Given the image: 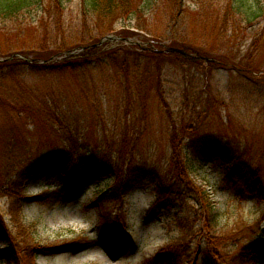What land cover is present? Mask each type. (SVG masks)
<instances>
[{"label": "rangeland", "instance_id": "1", "mask_svg": "<svg viewBox=\"0 0 264 264\" xmlns=\"http://www.w3.org/2000/svg\"><path fill=\"white\" fill-rule=\"evenodd\" d=\"M39 1L41 6L22 20L0 25V58L22 51L28 59L42 57L43 51L34 48L39 43L97 44L106 35L114 38L71 71L19 68L13 77L0 71V168L4 150L17 170L59 148L70 134L77 145L83 138L100 147L121 142L127 163L162 173L171 167L172 138H183L170 124L183 122L194 129L193 137L214 136L242 154L264 183V78L259 77L264 73V0H136L125 15L112 19L89 13L82 0H63L60 6ZM168 46L217 62L181 55L149 58L142 52ZM112 49L116 52L109 53ZM46 101L59 119L52 125L34 112L21 118L22 109H12L26 104L43 115ZM187 155L189 179L214 204L215 232L228 237L223 247L234 252L255 242L264 264V195L245 193L216 163L191 150ZM73 183L70 193L57 175L25 187L28 195H43L17 215L27 239L39 247L36 264H160L153 256L165 245L187 252L177 251L181 264L194 257L199 240L182 234L163 214L146 218L156 199L150 185L127 191L118 216L106 225L89 202L113 180L78 170ZM8 203L0 196L1 219L12 228ZM215 263L216 258L203 255L196 261ZM0 264H5L1 255Z\"/></svg>", "mask_w": 264, "mask_h": 264}, {"label": "trees", "instance_id": "2", "mask_svg": "<svg viewBox=\"0 0 264 264\" xmlns=\"http://www.w3.org/2000/svg\"><path fill=\"white\" fill-rule=\"evenodd\" d=\"M63 0H55L56 5H62ZM136 0H82L83 7L87 6V10L97 17L113 18L116 15H125L127 11L135 4ZM39 0H0V25L5 27V23L10 20L23 19L25 12L30 9L41 6ZM240 7V6H239ZM239 7H237L239 9ZM28 13V12H27ZM38 45V48H37ZM35 44L34 48L39 52L43 51L42 57L32 58L29 61L26 53L22 51L20 57L18 55H10L0 58V71H7L4 75L15 76V70L19 68L33 69H56V70H73L77 63H83L86 56L95 53L99 45L88 44ZM52 46L51 48H48ZM48 48V50H46ZM83 48V49H81ZM72 49H81V53L76 58H68L72 54H66V51ZM116 49H112L109 53H115ZM144 52L151 56L160 57L161 55H179L166 51L158 52L152 48H148ZM39 55V54H38ZM41 55V54H40ZM60 58V61H56ZM184 59V58H183ZM213 63L217 62L213 58ZM62 60V61H61ZM204 61V60H203ZM208 63H212L207 61ZM264 78V73L259 77ZM22 109L21 118H29L27 111L34 112L37 119L52 121L59 119L52 106L46 101L42 107L43 115L33 109L29 105L12 106V109ZM4 108V107H3ZM172 133L179 131L183 133V138H172V151L170 155V165L167 166L165 172H159L154 166H139L127 163L122 157L121 142L117 144L102 145L87 144L85 138L81 139L80 145H77L75 139L68 134L66 140H62V145L54 151L43 155L39 160L25 164V166L15 170L16 161L8 154L3 153V164L0 168V196L7 198L9 215L12 220V228H8L0 216V255L4 259L5 264H36L35 254L39 247L33 241L27 239L28 233L25 226L18 218L20 208L33 200L42 198L43 195H28L26 185L37 178H50L59 176L61 182L64 183L67 193L75 189L74 175L76 171L82 170L85 175L94 178L112 179V184L107 189L101 190L98 195L92 199L90 206H93L103 217L106 225L109 220L118 216V212L124 204V196L127 191L133 190L140 184L146 183L152 188L156 199L146 212V218L152 216L164 215L171 218L172 224L187 237L198 241L194 257L188 256L187 264H196L198 255L205 258L213 257L217 259L215 264H260L261 247L255 242L241 246L237 251L226 250L223 247V241L227 240L225 236L217 234L214 226L218 220L214 218V204L209 201L206 191L196 186L189 179L190 166L188 163L187 151L191 150L204 161L216 163L219 169L225 173L227 181L240 184V188L249 195H264V183L260 178V173L254 170L250 164L244 159V156L230 149L227 144L222 143L218 138L202 134L193 137V130L189 131V127L181 122L176 125L174 122L170 124ZM186 138V139H185ZM184 139L186 143L183 146ZM183 141L180 146V141ZM111 143V142H110ZM116 143V142H115ZM9 144V143H8ZM180 147V149H179ZM185 155V156H184ZM264 198V197H263ZM111 205V206H110ZM110 207V212L107 208ZM115 211L113 217L110 214ZM18 215V216H17ZM200 221L199 226H197ZM13 229L15 236L13 235ZM22 238V239H20ZM202 242L205 245H202ZM204 247V248H203ZM185 255L186 251L175 246H162L153 256V262L158 261L160 264H181L180 258L175 257L178 252ZM192 258V259H191Z\"/></svg>", "mask_w": 264, "mask_h": 264}, {"label": "water", "instance_id": "3", "mask_svg": "<svg viewBox=\"0 0 264 264\" xmlns=\"http://www.w3.org/2000/svg\"><path fill=\"white\" fill-rule=\"evenodd\" d=\"M111 38H114L112 35H106L104 37H102L99 42L97 43V45L101 44L103 41H106L108 39H111ZM118 38V37H116ZM165 51L167 52H171V53H177V54H180L182 55L183 57L185 58H188V59H202V60H208V61H213L212 58H209L207 56H202V55H198V54H191L187 51H185L183 48H178V47H171V46H168V47H165L164 49ZM154 51H162L160 49H154ZM66 54L67 53H70V51H66L65 52Z\"/></svg>", "mask_w": 264, "mask_h": 264}]
</instances>
